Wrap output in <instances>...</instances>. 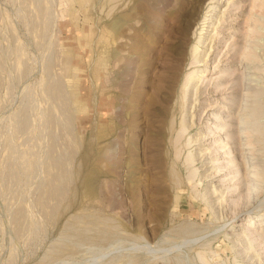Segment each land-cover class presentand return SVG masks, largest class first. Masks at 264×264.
Listing matches in <instances>:
<instances>
[{"label":"rangeland","instance_id":"obj_1","mask_svg":"<svg viewBox=\"0 0 264 264\" xmlns=\"http://www.w3.org/2000/svg\"><path fill=\"white\" fill-rule=\"evenodd\" d=\"M182 1L188 20L207 14L209 0H0V264H201L202 249L211 264H264L229 250L253 253L242 234H264V22L249 32L252 0H221L224 39L182 111L193 39L170 31ZM249 33L256 95L240 111ZM251 109L262 180L237 123Z\"/></svg>","mask_w":264,"mask_h":264},{"label":"bare ground","instance_id":"obj_2","mask_svg":"<svg viewBox=\"0 0 264 264\" xmlns=\"http://www.w3.org/2000/svg\"><path fill=\"white\" fill-rule=\"evenodd\" d=\"M222 3H224V2H221V0H209L208 6H207L208 10L206 12L207 14L200 20V22L198 24L195 23L196 19L193 21L188 20V16L190 14L189 8L192 7V5H194V4L185 3L182 1L180 7L176 10V14L173 17L175 22H174L173 27L170 28L171 33L180 34L184 37H188V34L191 32V38L193 39V43H192V45L189 48V51L187 53L188 65H189V68L191 71L185 75L182 86H181L182 111H184V105L187 103L188 99L190 98V95L192 97L197 96V98H198L200 96V93H202L201 89L206 88V85H204V86H202V85L204 83V78L207 76L206 71L208 68L209 61L212 58L215 59L216 55L218 54V52L216 51L217 49L214 46L218 45L221 39H224L223 36L221 38H219L217 35L219 34L220 30H222L223 27L226 26V24L229 20L230 14H231L230 10L228 8H226L223 11L221 9L222 13L219 12L220 15H217V13L215 12V7L217 5L222 4ZM226 4L228 5V3H226ZM250 7H251L250 12L248 13L249 15H248L247 19L245 20V23H247L246 28H248V31L253 32L252 21H254L256 23V25H258L260 22H264V0H252ZM254 9L255 10L257 9L256 10L257 12H254V13L260 12V15L253 14L252 10H254ZM255 27H257V26H255ZM252 39H253V41H252ZM244 40H245V44H244L243 48L238 52L236 51L237 55H238V56H236V66H240L241 69L243 68V74H245V77H248L247 80H245V79L242 80L245 85H248V88L246 86L245 87L243 86L242 102L239 106L240 111H242L243 107L245 106L248 97H249V99H251L253 97L255 98L256 94L254 91V88H255L254 85H255L256 79L254 78V72L257 70V68H255L256 67L255 62L258 60L257 59L258 56L256 54L257 52L255 51L257 49V47L255 45L254 38L251 37L250 33H249V34H247L246 39H244ZM258 43H260V41ZM260 44L262 45L263 43H260ZM236 52H235V54H236ZM227 53H229V52L222 54L223 56L221 57V59L223 57H225ZM224 59H222V60H224ZM219 62H221V61H219ZM205 92H206V90H205ZM251 103H253V101ZM253 105H254V103H253ZM250 112H251L250 114L246 115L245 117H242L243 119L240 118L237 121L239 128L242 127L239 131V135L245 136V140H244V142H242V145L249 148L248 156L250 159H249L248 164H246V165H248L249 170L252 167L250 173L253 174L255 179L262 180L263 177L259 173V171H254L255 136L253 133L254 132L253 120L251 119V117L253 116L252 109ZM172 125H173V122H172ZM190 127H191L190 125H187L185 117H182L180 122H179V130L177 132V137L181 138L186 132H188ZM258 134H259V132H258ZM195 142H196V139H192V137H189L187 144H188V146H191V148H192V146H193L192 144ZM197 156L198 155H194L192 153V150H191L188 153V156L186 158V162H187L188 166H191L193 168V169L189 170L186 179H187V181L192 182V183H194L195 178H198V168L196 167V165H194L196 160H197L196 159ZM177 157L178 156L176 153V158ZM198 160H200V159H198ZM175 164L176 163L174 162L173 166ZM175 175H177V174L175 173ZM180 184H181V181L179 182V185ZM247 184L249 185V187H247V188H250V190L257 192L256 180H253V178H251L247 182ZM179 185L177 183V185L175 187L178 195L180 193V189H178V188H180ZM198 185L195 184L193 186H195V188H197ZM88 189L90 192L92 191V188L90 186H88ZM246 190H247V192H246L247 196H248V198H250L252 193L248 189H246ZM212 194H213V192L210 193V195H212ZM207 195H208L207 192L204 193L203 199L205 202L207 200L205 198ZM244 202H246V201H244ZM206 203L210 204V202H206ZM248 218H249V222H251V220H252L251 217H248ZM246 229H248V225H246ZM250 232L251 233H247V235L242 234V236L244 237V239H245L244 242L247 243V245L250 244L251 239H253V241L256 242L255 247H257V248H255L254 245L253 246L251 245L252 247H254V248L251 247L253 249V253H252L251 249H249L248 252H246V253L238 251L237 249H235L236 246L238 247V245H235V244H233L231 247H229V250L240 253V256H241V254L245 255L244 257H248L249 260L251 259V258H249V256L255 257V256H260V255L264 254V234L257 233L254 236H252V234L256 233V231H254L253 229H250ZM248 236H251V238ZM185 244H188V243L183 242L181 245H185ZM208 250L210 251V254L212 256H214L216 254L215 251H212L211 247H208ZM181 251H182V248H180V249L178 248V251L176 250V252H181ZM249 251H251V254H254V255H249L248 254ZM154 253H156V251H154ZM157 254H159V253H157ZM157 254H155V255H157ZM207 255H208L207 249H202L201 251H199L197 253L198 260L200 261L201 264H211L208 262L209 260L207 258ZM212 259H214V258H212ZM249 260H248V262H249ZM255 260H257V261L254 264H260L259 262H261V258H257ZM182 262H183V264H186L185 259H183ZM179 264H181V263H179ZM251 264H253V262Z\"/></svg>","mask_w":264,"mask_h":264}]
</instances>
